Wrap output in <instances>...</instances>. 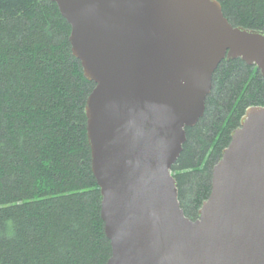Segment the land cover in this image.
I'll return each instance as SVG.
<instances>
[{
  "label": "water",
  "instance_id": "water-1",
  "mask_svg": "<svg viewBox=\"0 0 264 264\" xmlns=\"http://www.w3.org/2000/svg\"><path fill=\"white\" fill-rule=\"evenodd\" d=\"M95 82L86 103L108 264H264V105L247 108L195 219L173 165L222 60L264 77V30L234 25L219 0H52Z\"/></svg>",
  "mask_w": 264,
  "mask_h": 264
},
{
  "label": "trees",
  "instance_id": "trees-1",
  "mask_svg": "<svg viewBox=\"0 0 264 264\" xmlns=\"http://www.w3.org/2000/svg\"><path fill=\"white\" fill-rule=\"evenodd\" d=\"M219 1L234 25L264 30V0ZM71 30L52 0H0V264H108L112 255L87 134L96 84L72 52ZM253 105H264L261 71L222 60L172 168L190 218Z\"/></svg>",
  "mask_w": 264,
  "mask_h": 264
}]
</instances>
